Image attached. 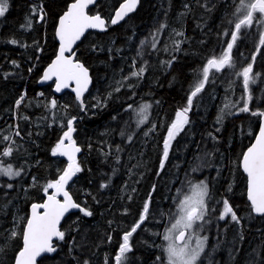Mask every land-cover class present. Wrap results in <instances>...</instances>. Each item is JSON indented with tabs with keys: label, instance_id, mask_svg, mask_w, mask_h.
Listing matches in <instances>:
<instances>
[{
	"label": "trees",
	"instance_id": "trees-1",
	"mask_svg": "<svg viewBox=\"0 0 264 264\" xmlns=\"http://www.w3.org/2000/svg\"><path fill=\"white\" fill-rule=\"evenodd\" d=\"M72 1L8 0L0 17V158L21 172L3 182L12 183L9 192L0 186V264H14L28 206L42 202L44 186L66 168L52 151L74 118L72 139L80 148L82 171L68 190L92 215L70 213L60 227L65 240L55 241L54 254L37 264H116L123 236L139 222L145 203L146 218L130 237L132 250L123 264H164L163 236L177 218L178 201L196 182L208 186L206 213L196 229L207 243L197 264H264V216L247 201L240 166L260 119L252 113H264L259 87L254 99L252 87H227L226 67L211 70L208 83L222 87L206 86L193 97L190 122L160 167L163 141L177 111L188 106L207 60L226 50L239 0H141L121 24L108 23L104 33L90 31L77 45L76 59L93 79L83 107L66 93L52 108V85L37 83L56 53L57 19ZM121 1L98 0L89 13L108 19ZM260 28L253 71L260 72L262 85ZM245 103L249 111L241 112ZM144 105L150 110L146 124L125 118L124 113ZM9 148L11 155L3 156ZM225 200L238 222L231 214L220 219Z\"/></svg>",
	"mask_w": 264,
	"mask_h": 264
},
{
	"label": "snow or ice",
	"instance_id": "snow-or-ice-1",
	"mask_svg": "<svg viewBox=\"0 0 264 264\" xmlns=\"http://www.w3.org/2000/svg\"><path fill=\"white\" fill-rule=\"evenodd\" d=\"M95 0H73L68 6L65 13L59 18V26L56 29V37L59 40V50L55 60L48 66L43 74V81H48L55 78V90L60 92L64 88H68L70 83H75V88L72 89L76 93V99L81 102L83 107L82 96L87 90L90 83L88 69L75 60L74 45L81 40L88 29H96L99 31H107L106 21L100 15H89L86 11L89 5ZM138 0H125L120 4L118 10L115 11V16L111 19L112 25L123 20L130 12H132ZM8 10V0H0V17H3ZM36 9L33 12L36 13ZM40 19H43V9H39ZM242 13V15H240ZM259 13L260 17L264 18V0H239V7L236 9L238 21L235 23V30L231 33V42L227 43L226 50L219 57H212L207 60L206 65L202 69V79L195 85L194 90L188 97V107L181 111H177L176 118L168 128L167 139L164 141L163 159L160 167H164V162L168 158L169 147L171 141L183 130L188 123L187 113L190 110L193 102V97L200 93L205 83L209 79L211 70L217 72L222 71L225 67L232 68V49L238 39V34L243 27H250L255 14ZM231 23V21H230ZM15 43V41H13ZM261 45H264V37L260 40ZM253 61L255 57L252 58ZM143 69H141V73ZM253 67L249 64L239 71L237 75L243 77V87L248 90L250 82H255L252 78ZM134 75H136L134 73ZM249 99L251 97L249 96ZM23 100L21 97L17 100V106ZM51 107H56V101H51ZM149 105H144L141 109V123L147 119L145 115ZM241 112H248L247 103L240 108ZM252 115L264 116V113L253 112ZM74 132L73 120H68L67 130L63 133L62 138L56 144L52 151V155L66 156L69 163L63 170L58 179L47 183L43 188L44 195L47 197L42 204H33L31 206V216L26 221V226L21 234L22 249L15 257V264H37V257L43 253H52L56 251L53 245V240H65V232L60 229L61 220L65 214L72 209H78L84 216H91L92 212L82 207L75 202L68 191L69 181L73 179L79 172L81 167L76 161V153L80 148L75 145L72 139ZM19 135V133H16ZM8 139V137H5ZM255 142L242 155V169L247 176V199L250 202L252 211L258 215L264 216V123L259 128L258 135L254 138ZM68 141V144H65ZM12 149L9 148L3 152V156H10ZM0 175L7 176L9 179L21 175L20 171H14L11 165L7 167L0 166ZM106 186V185H105ZM12 187L11 184L8 185ZM52 190L49 193V190ZM208 196V186L201 182L192 187L191 193L178 201L177 218L171 227L166 229L163 239L167 241V247L164 249L167 257L166 264H196L200 252L203 250V241L197 242L196 248H190V238L186 239L189 230L198 221H202L206 212V197ZM60 197L63 199L61 200ZM148 203H145L143 213L139 218V222L124 234L122 243L119 245L118 253L115 256L116 264H123L126 259V253L132 250L130 245V237L140 227L146 218L148 212ZM39 209H43L41 213ZM231 214V220L238 222V217L229 205L228 201H224V212L220 219H225ZM17 233L14 231L12 236ZM179 241V243H177ZM159 260L160 258L157 257ZM84 264H88L85 261Z\"/></svg>",
	"mask_w": 264,
	"mask_h": 264
},
{
	"label": "water",
	"instance_id": "water-1",
	"mask_svg": "<svg viewBox=\"0 0 264 264\" xmlns=\"http://www.w3.org/2000/svg\"><path fill=\"white\" fill-rule=\"evenodd\" d=\"M73 2V1H72ZM72 2H70L67 6H66V8H65V10L59 15V17H58V19H57V22H56V26H55V29H54V35H55V40H56V43H57V49H56V53H55V56L48 62V64L42 69V71H41V74H40V77H39V79H38V86L39 87H44V86H46V85H49V84H51L52 85V92H53V94H54V96H61V95H63L65 92H69V93H71L75 98H76V93L74 92V91H72V89L73 88H75V83L74 82H72V83H70V85H69V87L68 88H64V89H62L60 92H57L56 90H55V78L53 77V79H51V80H48V81H43V74H44V72L47 70V68H48V66L55 60V58H56V55H57V53H58V50H59V40H58V38L56 37V29H57V27L59 26V18L65 13V11L67 10V8H68V6L72 3ZM98 2V0H95V2L93 3V4H91V5H89V7H88V9L86 10L87 12H88V10L90 9V8H92L94 5H96V3ZM125 2V0H123L121 3H119L118 5H117V7L115 8V10L113 11V13H112V15L110 16V19H109V22L111 21V19L115 16V11L116 10H118V8H119V6H120V4H122V3H124ZM139 5H140V0H138V3H137V5H136V7H135V9L132 11V12H130L127 16H125L124 17V19L123 20H120L117 24H115V25H119V24H121L126 18H128L131 14H133L137 9H138V7H139ZM89 14V13H88ZM89 15H100V14H89ZM101 16V15H100ZM102 17V16H101ZM103 19H105V21H106V25H107V19L106 18H104V17H102ZM111 24V23H110ZM90 31H93V32H97V33H104L105 31H99V30H96V29H88L86 32H85V34H84V36L81 38V40H79V41H77V43H76V45H74V51H75V53H77V51H76V47H77V45L83 40V38L86 36V34L88 33V32H90ZM75 60H76V55H75ZM79 61V60H78ZM80 63H82L81 61H79ZM83 64V63H82ZM84 65V64H83ZM85 66V65H84ZM86 67V66H85ZM87 68V67H86ZM88 69V68H87ZM88 72H89V77H90V83H89V85H88V88H87V90L83 93V96H82V100H83V98H84V96L90 91V89H91V87H92V85H93V79H92V76H91V74H90V71L88 70ZM190 112V110L188 111V113ZM188 113H187V116H188ZM76 121V119H74L73 120V125H74V122ZM262 123H264V117L261 119V122H260V125L258 126V129H257V132H256V134H255V136L256 135H258V133H259V128H260V126H261V124ZM73 134H74V132L72 133V136H73ZM255 138V137H254ZM255 142V140L253 139V141H252V143L251 144H253ZM65 144H68V141H65ZM251 144L249 145V147L251 146ZM77 146V145H76ZM78 147V146H77ZM247 150V149H246ZM76 155V161H77V159H78V157H79V152L78 153H76L75 154ZM58 158H60V159H63V160H65L67 163H69V161H68V159H67V157L66 156H60V155H56ZM246 175V174H245ZM75 177V176H74ZM74 177H73V179H74ZM247 177V176H246ZM72 179V180H73ZM71 180V181H72ZM71 181H69V183L71 182ZM69 185V184H68ZM69 191V190H68ZM70 193V192H69ZM71 195V194H70ZM246 195H247V186H246ZM72 196V195H71ZM73 198V197H72ZM46 199H47V197L46 196H44V198H43V201H42V203H44L45 201H46ZM60 199L62 200L63 198L62 197H60ZM74 200V199H73ZM248 200V199H247ZM249 202V201H248ZM42 203H34V204H42ZM249 204H250V202H249ZM33 204H31L30 205V207H29V217L31 216V206H32ZM78 209H72V210H70L68 213H66L65 214V217L69 214V213H71V212H74V211H77ZM39 211L42 213L43 212V209H39ZM258 215V214H257ZM28 217V218H29ZM65 217L61 220V224L63 223V221H64V219H65ZM61 224H60V227H61ZM25 226H26V224H25ZM25 228V227H24ZM55 241H57V239H54L53 240V244H54V242ZM177 243H179V241H177ZM22 246H23V243H22ZM22 246H21V248H20V250L22 249ZM19 250V251H20ZM18 251V252H19ZM18 252H17V254H18ZM17 254H16V256H17ZM54 254V252H52V253H43L40 257H37V262L42 258V257H44V256H51V255H53ZM14 264H15V260H14Z\"/></svg>",
	"mask_w": 264,
	"mask_h": 264
},
{
	"label": "rangeland",
	"instance_id": "rangeland-1",
	"mask_svg": "<svg viewBox=\"0 0 264 264\" xmlns=\"http://www.w3.org/2000/svg\"><path fill=\"white\" fill-rule=\"evenodd\" d=\"M240 15H242V13L240 14ZM255 15H260L259 13H256ZM40 19V18H39ZM254 20V19H253ZM232 21V20H231ZM257 23V25H255V26H261V28H260V32H262V30H263V28H264V18H262V17H260V19L257 21V22H255V24ZM231 23L229 22L228 23V25H230ZM252 25H254L253 23H252ZM251 25V26H252ZM234 26V25H233ZM257 29L255 28V31H256ZM255 45H256V43H255ZM248 66V65H247ZM247 66H245V67H247ZM235 67V66H234ZM233 67V68H234ZM223 73H225L226 74V79H229L231 82H230V85H227V87H231V86H233V84H234V82H233V80H232V76L228 73V71H224ZM210 74H211V72H210ZM210 74H209V76H210ZM252 78L254 79V81L255 82H250L249 83V86H252V85H256L257 84V82L260 80V76H257V75H255V73L254 72H252ZM237 79H239L240 81H241V83H242V88L244 89V87H243V77L242 76H235ZM209 82V79H208V81L205 83V86L204 87H213L214 85H216L215 83H214V81H211V83H208ZM235 88H238V87H233V89H235ZM251 90H253V97H254V99H255V87H252V89ZM259 97H262V96H264V85H261L260 87H259V95H258ZM231 97H234V95L232 96L231 95ZM139 112H141V109H138V110H136V112L135 111H128V112H126V113H124V115H127V116H125V118H129L130 119V121L131 122H137V121H141V119L143 118L142 117V115L141 114H139ZM138 116H140V118H138ZM137 117V118H136ZM176 118V117H175ZM145 121V120H144ZM56 157V156H55ZM3 163L2 162H0V166H2V167H7L8 166V164H4V165H2ZM12 166V165H11ZM12 168H13V170L14 171H19V170H17V169H15L13 166H12ZM21 173V172H20ZM19 177V176H18ZM18 177H15V178H12V179H9L7 176H4V175H0V186H3L5 189H6V192H9L8 191V189H9V187H8V185L9 184H11L12 185V183H3L4 181H13V180H15V179H17ZM201 182H196V183H193L192 185H191V187H190V191H189V193L188 194H190L191 193V190H192V187L194 186V185H196V184H200ZM52 191V190H51ZM5 192V193H6ZM205 203H206V201H205ZM206 213V212H205ZM202 223H203V220L202 221H198V222H196V224L193 226V229H191V230H189V232H188V234H187V236H186V239H188V238H190V248H196L197 247V242H198V240L199 241H203V250L200 252V255H199V258L197 259V261H196V264L198 263V260L200 259V257L202 256V254L204 253V251H205V249H206V243H207V239L204 237V236H202V235H200V234H198L197 233V231H196V229H197V227L198 226H202ZM167 241H166V244H165V247H164V249L167 247ZM164 253H165V251H164ZM166 262H167V257H166V253H165V263L164 264H166Z\"/></svg>",
	"mask_w": 264,
	"mask_h": 264
},
{
	"label": "flooded vegetation",
	"instance_id": "flooded-vegetation-1",
	"mask_svg": "<svg viewBox=\"0 0 264 264\" xmlns=\"http://www.w3.org/2000/svg\"><path fill=\"white\" fill-rule=\"evenodd\" d=\"M255 17L256 18H254V20L252 22L254 25H252L250 27H243L242 26V28L240 30V33L238 34V39L236 40L235 45H234V47L232 49V53H231V55H232V63L234 64L235 67L234 68L233 67L232 68H229V67L225 68V71H228V73L232 77L238 76L237 73L239 71H242V69L245 66H247L249 64H252V67H253V65H255V60L253 61V59H252L253 57L256 58V54H255V36H256V31H255V28L256 29L259 28L258 26H255V25H257V23L255 24V22H257L260 19V15H255ZM234 30H235V27L233 28V31ZM229 38H230L229 42H231V36ZM233 50H235V51H233ZM254 73L257 76H260V80H262L260 72H257V73L254 72ZM259 81L257 82L256 85L254 84V85L248 86V87H260L261 85H259ZM213 87H222V85L216 84ZM147 113H149V111H147ZM228 117L229 116L226 115V119ZM78 164H80V163H78Z\"/></svg>",
	"mask_w": 264,
	"mask_h": 264
},
{
	"label": "bare ground",
	"instance_id": "bare-ground-1",
	"mask_svg": "<svg viewBox=\"0 0 264 264\" xmlns=\"http://www.w3.org/2000/svg\"><path fill=\"white\" fill-rule=\"evenodd\" d=\"M88 70H89V69H88ZM89 71H90V70H89ZM76 177H77V175H76V176L74 177V179L69 183V185H70L71 183H73V181L75 180ZM69 185H68V186H69ZM29 206H30V205H29ZM29 206H28V208H29ZM77 211H79V210H77ZM77 211H74V212H77ZM71 213H72V212H71ZM69 214H70V213H69ZM69 214H68V215H69ZM68 215H67V216H68ZM67 216H66V217H67ZM66 217H65V218H66ZM172 218H174V216H173ZM172 220H173V219H172Z\"/></svg>",
	"mask_w": 264,
	"mask_h": 264
},
{
	"label": "crops",
	"instance_id": "crops-1",
	"mask_svg": "<svg viewBox=\"0 0 264 264\" xmlns=\"http://www.w3.org/2000/svg\"><path fill=\"white\" fill-rule=\"evenodd\" d=\"M76 179V178H75Z\"/></svg>",
	"mask_w": 264,
	"mask_h": 264
}]
</instances>
